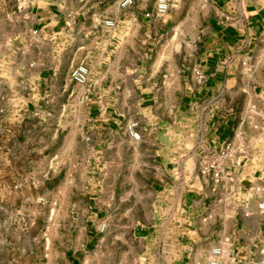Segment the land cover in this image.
<instances>
[{"label":"crops","instance_id":"crops-1","mask_svg":"<svg viewBox=\"0 0 264 264\" xmlns=\"http://www.w3.org/2000/svg\"><path fill=\"white\" fill-rule=\"evenodd\" d=\"M27 1L21 33L49 58L25 64L43 86L35 113L58 122L62 143L49 172L82 183L47 208L63 263L264 264V0H171L179 16L163 19L155 0ZM80 63L84 87L69 80ZM229 142L239 166L215 186L198 164Z\"/></svg>","mask_w":264,"mask_h":264},{"label":"rangeland","instance_id":"rangeland-1","mask_svg":"<svg viewBox=\"0 0 264 264\" xmlns=\"http://www.w3.org/2000/svg\"><path fill=\"white\" fill-rule=\"evenodd\" d=\"M27 6H31L27 0H0V264H64L67 248L60 243L64 232L55 215L49 228L47 208L60 207L58 191L82 189V183L80 177L66 182L59 168L49 172L50 158L62 143L58 122L35 113L46 111L42 104L34 105L43 86L36 83L35 90L25 64L30 57L42 63L49 58L38 36L21 33ZM173 16H179V10ZM28 45L33 46L32 55L22 49Z\"/></svg>","mask_w":264,"mask_h":264},{"label":"built area","instance_id":"built-area-1","mask_svg":"<svg viewBox=\"0 0 264 264\" xmlns=\"http://www.w3.org/2000/svg\"><path fill=\"white\" fill-rule=\"evenodd\" d=\"M210 0H204L208 2ZM132 4V0H123L121 3L122 7H128ZM171 8V0H155L154 9L152 15L155 18L163 19L168 15ZM105 28L113 30L116 27V23L112 20H105L103 22ZM90 71L86 64L80 63L71 68L69 72V80L71 83L78 87H84L89 80ZM194 79L197 85H202L205 80V76L199 67L193 69ZM128 135L134 140L139 141L141 134L139 132V125L137 122H130L125 126ZM234 148L232 143H225L218 149H212L204 154L198 164V175L201 178L211 179L215 186L220 185L224 177H228L229 182H233L230 175L225 173L227 168L239 166L237 164H231L234 158ZM257 210L260 214L264 215V200L259 202ZM101 231H104V226L101 227ZM214 256L221 255V251L216 249L212 252ZM208 264H218L215 261H209Z\"/></svg>","mask_w":264,"mask_h":264}]
</instances>
